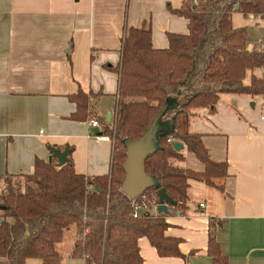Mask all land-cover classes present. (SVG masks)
I'll return each instance as SVG.
<instances>
[{"label": "crops", "instance_id": "1", "mask_svg": "<svg viewBox=\"0 0 264 264\" xmlns=\"http://www.w3.org/2000/svg\"><path fill=\"white\" fill-rule=\"evenodd\" d=\"M183 2L0 0V181L5 174H31L36 159L47 162L50 148L65 147L77 174H109L114 143L104 134V139L96 140L87 125L89 119L98 120L100 132L115 117L118 75L107 67L120 62L126 27L149 23L156 49L167 48V33L187 34V21L167 10V5L178 9ZM248 44L249 50L259 48ZM79 90L97 95L92 101L93 117L87 121L70 118L76 107L69 96ZM260 105L259 98L231 94L222 98L214 114L203 109L192 121L191 128L202 135L210 159L227 163V176L214 179L213 185L192 181L187 209L168 208L165 235L180 240L183 257H160L141 238L143 264H210V231L228 264H264ZM184 155L181 168L203 171L194 155ZM201 203L204 208H199ZM211 222H215L212 228ZM69 231L70 255L76 233L73 228Z\"/></svg>", "mask_w": 264, "mask_h": 264}, {"label": "trees", "instance_id": "2", "mask_svg": "<svg viewBox=\"0 0 264 264\" xmlns=\"http://www.w3.org/2000/svg\"><path fill=\"white\" fill-rule=\"evenodd\" d=\"M167 10L187 21V34L167 33V48L156 49L149 23L126 27L120 62L107 67L118 75L117 102L114 119L98 135L114 143L110 173L77 174L69 157L58 167L51 154L47 162L36 159L29 175L1 177L0 264H61L57 245L71 228L76 240L70 256L83 258L85 264H143L141 238L160 257H183L180 240L165 235L167 215L133 218L132 203L144 200L151 208L163 189L173 201L168 208L185 211L192 181L213 185L214 179L227 176V163L210 159L202 135L191 123L203 109L214 114L222 98L231 94L259 98L264 114V46L248 50L247 30L232 25L234 13L264 18V0H198L197 5L184 0L180 8L167 5ZM96 99L81 90L69 96L76 107L70 118L93 117ZM157 119L166 125L156 133L144 164L153 183L132 200L120 190L127 148L144 138ZM175 143L184 149L176 151ZM185 151L195 156L203 171L180 167ZM13 179L24 182L13 184ZM214 226L211 222L210 228ZM207 255L210 264H228L212 231Z\"/></svg>", "mask_w": 264, "mask_h": 264}, {"label": "water", "instance_id": "3", "mask_svg": "<svg viewBox=\"0 0 264 264\" xmlns=\"http://www.w3.org/2000/svg\"><path fill=\"white\" fill-rule=\"evenodd\" d=\"M249 50V49H248ZM158 119L155 120L147 135L138 142L130 145L127 148L126 159L123 164V171L125 174L124 180L121 184L120 190L130 199H137L142 195L153 182L145 172V160L151 155L153 148L151 144L154 143V138L158 130L156 126ZM94 135L98 134V129H93ZM176 151H181L183 146L181 144H173ZM49 151L57 160V166L61 167L68 162L70 150L65 147L64 150L50 148ZM158 205L156 207L157 214L168 215V205H172L173 201L167 196L163 189L158 191Z\"/></svg>", "mask_w": 264, "mask_h": 264}, {"label": "rangeland", "instance_id": "4", "mask_svg": "<svg viewBox=\"0 0 264 264\" xmlns=\"http://www.w3.org/2000/svg\"><path fill=\"white\" fill-rule=\"evenodd\" d=\"M232 25L234 28H245L247 30L248 42H251L254 45L258 44L259 48H255V49L263 48L261 47L262 45H260V42H264V18L255 17V16L243 17L239 13H234L232 15ZM256 73L262 74V71L258 70L256 71ZM248 78H249V75L246 78V82H248ZM171 106L172 105L170 104V108H172ZM164 125H166L164 121H159L157 123L156 130L162 131L164 128ZM151 147L152 148L154 147V143L151 144ZM185 153H189V152L185 151ZM189 155H191V153H189ZM16 182L23 183L24 180L23 179H18V180L13 179L12 180L13 184H15ZM151 182H153V179H151ZM151 213L154 214L155 211L152 209ZM70 235H71V232L69 230L65 232L63 236V240L61 241V243L57 245V250L62 256V264H83L82 258H74L69 255V252H70L69 248L72 244L70 241ZM39 263L40 262L38 260H31L29 264H39Z\"/></svg>", "mask_w": 264, "mask_h": 264}, {"label": "built area", "instance_id": "5", "mask_svg": "<svg viewBox=\"0 0 264 264\" xmlns=\"http://www.w3.org/2000/svg\"><path fill=\"white\" fill-rule=\"evenodd\" d=\"M192 2H193L194 5L198 4V0H192ZM87 125H88V127L90 129H100V127H101V125L98 122V120H96L94 118L89 119L87 121ZM93 137L96 140L104 139V137L102 135H98V134L93 135ZM167 141L171 142L170 138L167 139ZM134 200H136V199H134ZM143 201H141V202L135 201V202L132 203V206H133L132 216H133V218L150 217L152 215L157 214L156 207H157L158 204H153L151 206V208H148ZM199 208H204V204L203 203L199 204ZM152 209L155 211L154 214L151 213Z\"/></svg>", "mask_w": 264, "mask_h": 264}]
</instances>
